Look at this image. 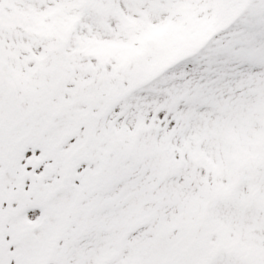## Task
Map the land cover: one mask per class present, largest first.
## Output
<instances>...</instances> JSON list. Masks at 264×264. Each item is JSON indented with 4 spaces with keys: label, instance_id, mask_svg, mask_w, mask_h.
Here are the masks:
<instances>
[{
    "label": "snow or ice",
    "instance_id": "1",
    "mask_svg": "<svg viewBox=\"0 0 264 264\" xmlns=\"http://www.w3.org/2000/svg\"><path fill=\"white\" fill-rule=\"evenodd\" d=\"M0 264H264V0H0Z\"/></svg>",
    "mask_w": 264,
    "mask_h": 264
}]
</instances>
